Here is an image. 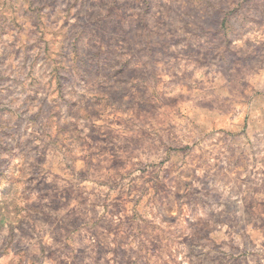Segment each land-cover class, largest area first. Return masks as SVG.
<instances>
[{"label": "rangeland", "instance_id": "rangeland-1", "mask_svg": "<svg viewBox=\"0 0 264 264\" xmlns=\"http://www.w3.org/2000/svg\"><path fill=\"white\" fill-rule=\"evenodd\" d=\"M0 264H264V0H0Z\"/></svg>", "mask_w": 264, "mask_h": 264}]
</instances>
